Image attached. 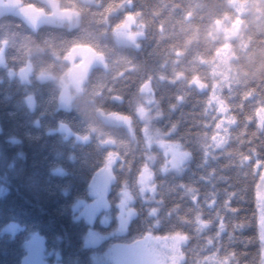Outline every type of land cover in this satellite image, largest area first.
Here are the masks:
<instances>
[{
  "label": "trees",
  "instance_id": "16d2710c",
  "mask_svg": "<svg viewBox=\"0 0 264 264\" xmlns=\"http://www.w3.org/2000/svg\"><path fill=\"white\" fill-rule=\"evenodd\" d=\"M5 1L45 13L75 10L79 21L32 28L20 15H0V264H22L35 235L44 239L46 260L109 264L95 257L114 242H133L148 232L185 234L180 264H263L257 186L264 168V0H130L116 14L111 11L122 0ZM128 13L145 26L137 45L113 36ZM238 17L243 26L231 40V75L221 93L236 124L217 149L219 115L210 106V89L190 81L211 83L212 62L228 41L219 22L230 28ZM77 45L103 53L106 66L92 67L82 92L65 109L59 107L58 82L38 74L61 76L68 66L63 57ZM28 65L29 81L11 75ZM147 81L161 113L155 124L189 156L180 173H164L160 155L152 166L154 196L145 201L139 177L147 148L136 109ZM99 110L130 116L132 132L104 121ZM60 123L72 135L54 131ZM107 139L112 144H104ZM111 151L119 158L109 208L94 225L103 232L116 227L125 190L136 214L126 233L85 246L88 224L75 217L73 206L90 199V182ZM103 215L110 217L106 226ZM11 221L18 230L3 232Z\"/></svg>",
  "mask_w": 264,
  "mask_h": 264
},
{
  "label": "rangeland",
  "instance_id": "374dc122",
  "mask_svg": "<svg viewBox=\"0 0 264 264\" xmlns=\"http://www.w3.org/2000/svg\"><path fill=\"white\" fill-rule=\"evenodd\" d=\"M1 1L0 15L5 13L20 15L32 28H37L42 22L64 23L73 27L77 25L79 21V14L75 10L64 9L59 10L58 12L45 13L41 11V9H34L19 2ZM84 1L92 2L93 0ZM130 4V0H122L120 4L111 11V14H116L120 8ZM242 26L243 20L240 17L232 23L230 28L222 27V24L219 22V28L226 33L228 41L218 49L215 59L212 62V81L209 83L201 80L199 77H194L190 81L191 85L197 87L199 90L210 89V106L213 107L219 115L216 124V133L213 137V144L217 149L226 145L230 128L236 124V119L229 112L226 101L221 93L222 90L229 85L231 75V40L238 37ZM113 36L118 43L137 45L138 40L145 36V26L138 22L134 15L128 13L125 15L124 20L113 28ZM63 60L68 66L61 76L56 77L50 72H40L38 78L40 80H54L58 82L60 86L59 107L68 109L71 107L74 97L82 92L83 85L92 67L106 66V59L103 53L95 50L91 46L77 45L65 54ZM30 73V65L19 72L11 71L12 76L17 75L23 81H29ZM141 93L142 96L137 104L136 113L143 123V135L147 151L145 153L146 161L139 177V189L143 200L148 201L154 196L155 190V185L152 182V166L160 159V155L163 156L160 165L162 172L180 173L189 153L182 148L178 142L166 139L165 136L167 134L155 124V121L160 118L161 113L158 109L150 81H147L142 85ZM27 102L31 108H34V97L32 95L27 97ZM98 113L104 121L125 126L132 132V119L130 116L117 112H104L103 110H99ZM53 130L63 132L65 136L72 135V131L65 123H60L58 127ZM104 144H112V140L107 139ZM118 158L119 157L115 152H109L104 164L97 170L90 182V199L80 198L74 203L73 207L75 211H77L75 217L77 219H83L88 224V228L84 233L85 246L99 245L112 233H126L131 219L136 214L133 205V197L127 190H125L118 205L119 210L117 213L116 227L110 232H103L94 225L97 216L102 211L109 208L108 192L112 183V168ZM94 185L104 189V202L98 208L95 215L89 219L81 213L85 204H92L97 199V196L93 192ZM257 208L261 224L262 255L264 264V168L257 186ZM109 220V215H103L100 221L106 226L109 224ZM203 223L206 225V222L203 221ZM18 228L19 224L15 221H11L2 228V231L13 234ZM90 234H94V237L90 236ZM32 238L33 242L31 241V244L37 250L36 258L31 255L30 249H28V253L23 259L22 264H59L55 258L51 260L45 259V256L43 255V238L38 235H35ZM185 241L186 235L183 233L155 235L154 233L148 232L133 242L112 243L102 255L95 257V261L117 264V261L109 254V250L114 245H121L130 248L134 253L133 255L126 257L123 264H180L183 260L182 246Z\"/></svg>",
  "mask_w": 264,
  "mask_h": 264
},
{
  "label": "snow or ice",
  "instance_id": "6c2138e0",
  "mask_svg": "<svg viewBox=\"0 0 264 264\" xmlns=\"http://www.w3.org/2000/svg\"><path fill=\"white\" fill-rule=\"evenodd\" d=\"M93 192L97 196V199L92 204H85L84 208L82 210V215L87 216L89 219H91L98 208L102 205L104 202V189L99 186H93ZM90 236L94 237V234H90ZM35 239V238H34ZM30 253L33 257L36 258L37 250L32 245L29 244ZM109 254L117 261V264H123L124 259L128 256L133 255V251L130 248H126L121 245H114L110 250Z\"/></svg>",
  "mask_w": 264,
  "mask_h": 264
}]
</instances>
